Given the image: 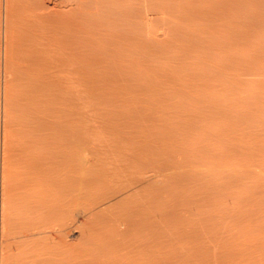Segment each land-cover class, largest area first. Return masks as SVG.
<instances>
[{"label": "bare ground", "instance_id": "bare-ground-1", "mask_svg": "<svg viewBox=\"0 0 264 264\" xmlns=\"http://www.w3.org/2000/svg\"><path fill=\"white\" fill-rule=\"evenodd\" d=\"M17 1L0 0V264H10L14 247L25 244L28 249L21 264H62V248L68 245L51 236L47 228L55 226H47L45 220L21 231L13 227V145L16 152L22 149L21 141L15 140L13 135V111L24 113L34 122V133L24 144L33 149L38 164L30 171L33 177L26 187L31 186V190H36L32 192L41 198L35 200L30 210L38 218L51 212L59 215L63 210L58 199L63 187L62 166L66 150L65 104L66 99L72 98L70 110L82 120L77 121L69 137L80 173L74 188L76 205L62 217L57 231L67 239L72 232L80 230L77 240L81 243L88 233L79 220L80 215L95 219L118 201L139 193L159 178L158 172L142 175L113 192L94 196L86 208L78 207L82 204L81 199L86 198V189L93 177L94 183L103 182L112 175L113 166H131L142 158L132 147L128 134L121 128L117 130L119 126L116 125L115 130L112 121L107 125L95 124L97 127L94 128L90 121L84 120L89 119L93 111L98 114L104 109L93 108L92 111L95 100L111 95L125 98L136 96V93L116 91L110 94L96 90L94 86H125L139 81L145 66L154 59L160 60V48L168 44L170 36L197 34L194 28L197 27L194 24L198 25L197 20L219 23V40L215 42L219 46L214 43L219 47V53L213 49L211 54L214 52V59L219 54L221 113L229 122L231 120L230 123L233 121L236 128L233 129L236 133L238 227L236 230L224 228L220 233L232 241L236 231L244 243L252 246L253 264H264V0H218L203 4L200 0H143L138 7L130 6L129 0H39L38 10L34 13L35 40L27 43L32 45L25 55V45L18 35L23 20H18L22 13H19ZM65 3L71 6L69 13L65 11L64 6H68ZM67 14L74 18L71 19L76 48L80 52V61H73L78 66L72 69L66 68L64 56L62 21ZM158 21L161 26L164 22L169 26L174 23L175 28L165 24L170 29L160 34L153 26ZM185 21V27L175 26ZM166 27L163 24L162 29ZM211 31L216 35V31ZM211 31L207 36L212 35ZM207 47L205 36L206 54ZM168 56L169 61L165 62L172 65L173 55ZM67 82L76 84L77 90L68 92ZM227 124V128L231 127ZM46 190L56 197L55 200L43 199ZM156 222L157 218L150 221L152 230ZM132 226L141 230L147 223L143 217L113 222V230L122 234L130 231ZM137 249L143 257L151 259L149 264H157L153 245L143 242Z\"/></svg>", "mask_w": 264, "mask_h": 264}, {"label": "rangeland", "instance_id": "rangeland-1", "mask_svg": "<svg viewBox=\"0 0 264 264\" xmlns=\"http://www.w3.org/2000/svg\"><path fill=\"white\" fill-rule=\"evenodd\" d=\"M18 1L16 3H20V8L16 5L20 9L19 13H22V19L18 16V20H23L18 35L25 45V55L32 45L28 46L27 43L35 40L34 13L38 10L36 5L39 0ZM142 1L129 0V4L138 7L144 2ZM216 1L218 0H200V4ZM65 5H68L64 6L68 12L71 6L69 3ZM199 7L202 8L201 5ZM69 15L62 21V32L66 68L72 69L78 66L73 61H80V52L76 48L72 23L74 18ZM186 22L175 26L185 27ZM195 22L198 25L194 24L197 27H193L197 29V34L170 36L168 44L160 48V60L156 62L154 59L150 62V67L145 66L139 81L133 82L134 84L126 83L125 86H94L96 90L109 91L110 94L116 91L136 93V96L127 95L125 98L111 95L110 98L95 100L92 111L104 109L98 114L93 111V115L84 120L90 121L93 127L95 124L107 125L112 121L115 130L119 126L117 130L121 128L128 134L132 147L141 153L142 158L138 164L131 166H113L112 175L103 182L94 183L93 177L86 189V198L81 199L82 204L78 207L86 208L94 200V196L113 192L142 175H154L158 172L159 178L148 183L139 193L117 200L109 211L101 213L95 219H88L85 214L80 215L79 220L84 223L88 233L81 243L77 240L80 230L72 232L67 239L57 231L62 217L69 208L76 205L74 188L78 184L80 173L78 159L69 139L75 130L74 125L81 120L70 110L72 98L66 99L65 104L66 150L62 166L63 187L58 199L63 210L59 215L51 212L38 218L30 210L35 200L41 198L33 193L36 190H31V186L26 187L28 180L33 177L30 171L38 164L33 149L24 144L34 133V122L28 120L24 113L13 111L11 125L14 139L21 141L22 145L18 152L13 145L12 152L13 227L21 231L44 220L47 226H55L47 228V231L54 239L68 244L62 248V264H149L151 259L143 257L137 249L143 242L155 247L157 264H253V249L250 244L244 243L236 231L232 241L221 234L224 228L234 227L236 230L238 227L234 144L236 128L235 123L232 121V127L231 120L229 122L221 113L220 107V60L219 54H216L219 53V47L215 46V42L219 40V23L213 24L214 22L206 20ZM166 23H163L164 27ZM172 24L174 23L167 27ZM153 26L160 34L170 29H162L160 21ZM172 28H175L174 25ZM211 30L216 31V35ZM210 31L212 35L210 33L207 36ZM205 36L211 48L207 47V54ZM209 37L216 41L210 42L212 39ZM213 49L216 52L215 59L214 52L211 54ZM168 54L173 55L172 65L165 62L169 61ZM212 64L218 65L215 68ZM66 90L75 92L77 85L67 82ZM95 117L101 119L96 120ZM224 119L229 123H225ZM109 127L111 128L110 124ZM44 194L43 199L47 198L49 202L56 198L48 190ZM141 217L147 223L141 230L134 226L135 230L131 227L124 234L113 230L114 220H134ZM154 218H157V222L152 230L153 226L149 223ZM27 249V244L15 246L14 255L9 259L10 264H21Z\"/></svg>", "mask_w": 264, "mask_h": 264}]
</instances>
